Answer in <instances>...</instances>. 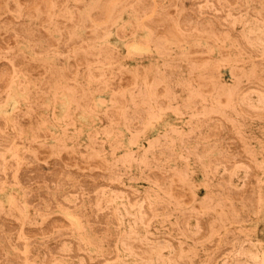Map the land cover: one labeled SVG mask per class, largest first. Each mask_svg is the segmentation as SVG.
<instances>
[{"label":"rangeland","instance_id":"1","mask_svg":"<svg viewBox=\"0 0 264 264\" xmlns=\"http://www.w3.org/2000/svg\"><path fill=\"white\" fill-rule=\"evenodd\" d=\"M0 106V264H264V0H0Z\"/></svg>","mask_w":264,"mask_h":264},{"label":"bare ground","instance_id":"2","mask_svg":"<svg viewBox=\"0 0 264 264\" xmlns=\"http://www.w3.org/2000/svg\"><path fill=\"white\" fill-rule=\"evenodd\" d=\"M68 1H69V0H68ZM18 2H19V1H18ZM78 9H79V8H78ZM152 12H153V11H152ZM151 14H153V13H151ZM160 14H161V13H160ZM234 15H235V14H234ZM151 16H152V15H151ZM252 16H253V15H252ZM149 17H150V15H149ZM86 20H87V19H86ZM86 20H85V21H86ZM142 20H143V19H142ZM180 21H181V20H180ZM89 22H90V21H89ZM200 22H201V21H200ZM104 24H105V23H104ZM144 32H145V31H144ZM53 33H54V32H53ZM129 34H130V33H129ZM104 35H105V34H104ZM143 35H145V34H143ZM100 41H101V40H100ZM139 41H140V40H139ZM231 42H232V41H231ZM157 45H158V44H157ZM141 46H142V45H141ZM65 47H66V46H65ZM127 47H128V46H127ZM128 48H129V47H128ZM155 48H156V47H155ZM180 49H181V48H180ZM134 50H136V49H133V51H134ZM138 50H139V48H138ZM142 50H143V49H142ZM142 50H140V51H142ZM147 50H149V49H147ZM150 50H151V49H150ZM129 51H130V49H129ZM136 51H137V50H136ZM136 51H134V52H136ZM186 51H187V50H186ZM138 52H139V51H137V53H138ZM144 52H147V51L144 50ZM150 52H152V51H150ZM141 53H142V52H141ZM78 54H79V53H78ZM88 54H89V53H88ZM222 54H223V53H222ZM61 57H62V55H61ZM63 57H64V56H63ZM58 58H59V57H58ZM170 58H171V57H170ZM59 60H60V59H58L57 61H59ZM67 60H68V58H67ZM85 61H86V60H85ZM58 63H61V62H58ZM220 63H221V62H220ZM187 64H188V63H187ZM177 70H178V69H177ZM91 71H92V70H91ZM204 71H205V70H204ZM229 71H230V70H229ZM31 73H32V72H31ZM200 73H201V72H200ZM189 77H190V75H189ZM204 77H205V76H204ZM132 78H133V77H132ZM193 78H194V77H193ZM193 78H192V80H193ZM225 78H226V77H225ZM189 80H190V78H189ZM67 82H68V81H67ZM159 83H160V82H159ZM162 83H163V82H162ZM191 83H192V81H191ZM203 83H204V82H203ZM196 84H197V83H196ZM18 85H19V84H18ZM69 86H70V85H69ZM190 86H191V84H190ZM199 86H200V85H199ZM220 87H221V86H220ZM14 88H15V86H14ZM25 88H26V87H25ZM162 88H163V87H162ZM190 88H191V87H190ZM167 90H169V89H167ZM191 90H192V89H190V92H191ZM194 90H195V89H194ZM216 90H217V89H216ZM201 91H202V87H201ZM209 91H210V90H209ZM209 91H206V92H209ZM13 92H15V90H14ZM160 92H161V91H160ZM162 92H163V91H162ZM162 92H161V93H162ZM218 92H219V91H218ZM19 93H20V92H19ZM68 93H69V92H68ZM174 93H175V92H174ZM191 93H192V92H191ZM12 94H13V93H12ZM16 94H17V93H16ZM32 94H33V93H32ZM65 94H66V93H65ZM159 94H160V93H159ZM159 94H158V95H159ZM167 94H168V93H167ZM192 94H193V93H192ZM192 94H191V95H192ZM196 94H197V96H198V93H196ZM211 94H212V92H211ZM221 94H222V93H221ZM154 95H155V94H154ZM173 95H175V94H173ZM179 95H180V93H179ZM199 95H200V94H199ZM9 96L11 97L12 95H9ZM13 96H14V95H13ZM24 96H25V94H24ZM167 96H170V95H167ZM19 97H20V94H19ZM21 97H22V96H21ZM161 97H162V96H161ZM163 97H164V96H163ZM173 97H174V96H173ZM177 97H178V96H177ZM214 97H215V96H214ZM158 98H159V96H158ZM166 98H167V97L165 96V99H166ZM168 98H169V100H171L170 98H172V97H168ZM168 98H167V99H168ZM179 98H180V97H179ZM179 98H178V99H179ZM184 98H185V97H184ZM200 98H202L201 95H200ZM204 98H205V96L203 97V99H204ZM219 98H220V97H219ZM7 99H8L7 101H9V98H7ZM10 99H11V98H10ZM48 99H49V98H48ZM65 99H68V96H67V98L65 97ZM162 99H163V98H162ZM178 99H177V100H178ZM195 99H196V98H195ZM11 100H12V99H11ZM13 100H14V99H13ZM15 100H16V99H15ZM30 100H31V99H30ZM68 100H69V99H68ZM97 100H98V99L96 98V101H97ZM173 100H174V99H173ZM183 100H184V99H183ZM199 100H200V99H199ZM211 100H212V99H211V97H210V101H211ZM46 101H47V100H46ZM66 101H67V100H66ZM187 101H189V100H187ZM197 101H198V99H197ZM212 101H213V100H212ZM67 102H68V101H67ZM134 102H135V101H134ZM159 102H161V101L159 100ZM191 102H192V100H191ZM203 102H204V101H203ZM5 103H7V102H5ZM15 103H16V101H15ZM99 103H100V102H99ZM162 103H164V102L162 101L161 104H162ZM189 103H190V102H189ZM195 103H196V102H195ZM195 103L193 102V104H195ZM212 103H213V102H212ZM12 104H13V103H12ZM69 104H70V103H69ZM100 104H101V103H100ZM193 104H192V105H193ZM201 104H202V103H201ZM9 105H10V104H9ZM13 105H14V104H13ZM147 105H148V104H147ZM162 105H163V104H162ZM167 105H168V104H167ZM176 105H177V104H176ZM189 105H190V104H189ZM192 105H191V106H192ZM195 105H198V102H197ZM195 105H194V106H195ZM203 105H204V104H203ZM65 106H66V105H65ZM174 106H175V105H174ZM174 106H173L172 108L169 107V109H170V108H171V109L174 108V110H175V107H174ZM184 106H185V104H184ZM187 106H188V105H187ZM6 107H7V106H6ZM8 107H9V106H8ZM62 107H63V106H62ZM157 107H158V106H157ZM160 107H164V106H160ZM167 107H168V106H166V108H167ZM177 107H179V106H177ZM182 107H183V105H182ZM201 107H202L201 109H203V106H201ZM204 107H205V106H204ZM0 108H1V106H0ZM3 108H4V107H3ZM11 108H12V106H11ZM65 108H66V107H65ZM65 108H64V109H65ZM185 108H186V106H185ZM207 108H208V107H206V110H207ZM212 108H213V107H212ZM62 109H63V108H62ZM167 109H168V108H167ZM167 109H166V110H167ZM176 109H178V108H176ZM188 109H189V108H188ZM193 109H194V107H193ZM195 109H196V108H195ZM201 109H200V110H201ZM204 109H205V108H204ZM0 110H1V109H0ZM66 110H67V109H66ZM66 110H65V111H66ZM161 110H162V109H161ZM206 110H204V111H206ZM209 110H210V109H209ZM10 111H11V110H10ZM65 111H63V112H65ZM108 111H109V110H108ZM175 111H176V110H175ZM178 111H179V110H178ZM197 111H198V110H197ZM197 111H196V112H197ZM204 111H203V112H204ZM212 111H213V110H212ZM243 111H244V110H243ZM2 112H3V111H2ZM176 112H177V111H176ZM180 112H181V111H179V113H180ZM198 112H199V111H198ZM0 113H1V112H0ZM153 113H154V112H152V114H153ZM194 113H195V112H194ZM194 113H193V114H194ZM3 114H5V113L3 112ZM10 114H11V113H10ZM58 114H60L59 116H61V112H60V110H59V113H58ZM149 114H150V113H149ZM181 114H182V113H181ZM183 114H184V113H183ZM189 114H190V113H189ZM196 114H200V112H199V113H196ZM201 114H202V112H201ZM201 114H200V115H201ZM7 115H8V114H7ZM80 115H81V114H80ZM89 115H90V114H89ZM153 115H154V114H153ZM153 115H152V116H153ZM187 115H188V114H187ZM206 115H208V114H206ZM206 115H205V117H206ZM78 116H79V115H78ZM154 116H155V115H154ZM193 116L195 117L196 115H193ZM197 116H199V115H197ZM202 116H203V115H202ZM4 117H5V116H4ZM149 117H150V116H149ZM96 118H97V117H96ZM211 118H212V117H211ZM78 119H79V118H78ZM154 119H155V118H154ZM214 119H215V118H214ZM214 119H213V120H214ZM216 119H217V118H216ZM216 119H215V120H216ZM190 120H191V119H190ZM202 120H203V119H202ZM208 120H209V119H208ZM208 120H207V122H208ZM0 121H1V120H0ZM143 121H144V120H143ZM191 121H192V120H191ZM124 122H125V121H124ZM188 122H189V121H188ZM188 122H187V123H188ZM199 122H200V121H199ZM209 122H210V120H209ZM211 122H213V121L211 120ZM85 123H86V122H85ZM146 123H147V122H146ZM187 123H185V124H187ZM134 124H135V123H134ZM168 124H169V123H168ZM195 124H196V123H195ZM201 124H202V122H201ZM203 124H204V122H203ZM209 124H210V123H209ZM0 125H1V124H0ZM152 125H153V124H152ZM187 125H188V124H187ZM205 125L209 126L208 124H205ZM216 125H217V124H216ZM2 126H3V125H2ZM202 126H203V125H200L201 128H204V127H202ZM196 127H197V125H196ZM198 127H199V126H198ZM209 127H210V126H209ZM16 128H17V127H16ZM187 129H188V128H187ZM189 129H191V128H189ZM127 130H128V129H127ZM142 130H143V129H142ZM166 130H167V129H166ZM178 130H179V129H178ZM178 130H177V132H178ZM197 130H198V129H197ZM210 130H211V129H210ZM212 130H213V129H212ZM212 130H211V131H212ZM171 131H172V130H171ZM173 131H175V130H173ZM173 131H172V132H173ZM188 131H192V130H188ZM198 131H199V130H198ZM202 131H203V130H202ZM141 132H142V131H141ZM177 132H176V133H177ZM180 132H181V131H180ZM180 132H178L176 135H178ZM200 132H201V131H200ZM204 132H205V131H204ZM40 133H41V132H40ZM96 133H97V132H96ZM133 133H134V132H133ZM194 133H195V132H194ZM198 133H199V132H198ZM207 133H208L209 135L211 134V132H210V133L207 132ZM216 133H217V132H216ZM10 134H11V133H10ZM13 134H14V133H13ZM140 134H141V133H140ZM199 134H201V133H199ZM212 134H213V132H212ZM214 134H215V133H214ZM238 134H239V133H238ZM41 135H42V134H41ZM95 135H96V134H95ZM186 135H187V133H186ZM206 135H207V134H203V136H201V139H205L204 136H206ZM209 135H208V136H209ZM215 135H216V134H215ZM184 136H185V135H184ZM213 136H214V135H213ZM85 137H86V136H85ZM182 137H183V136H182ZM199 137H200V136H197L196 138L199 139ZM202 137H203V138H202ZM206 137H207V136H206ZM211 137H212V135H211ZM112 138H113V137H112ZM165 138H166V135H165ZM188 138H189V136H188ZM190 138H191V137H190ZM190 138H189V139H190ZM193 138H194V137H193ZM157 139H158V137H157ZM157 139H156L155 141H156V143H159V140L157 141ZM179 139H180V138H179ZM185 139H187V137H185ZM185 139H183V140H185ZM194 139H195V138H194ZM194 139H193V140H194ZM47 140H48V139H47ZM173 140H174V139H172V142H175V141H173ZM183 140H182V138H181L180 141H183ZM229 140H230V139H229ZM118 141H119V140H118ZM168 141H169V140H168ZM180 141H179V142H180ZM186 141H187V140H186ZM188 141H190V140H188ZM195 141H196V140H195ZM213 141H214V140H213ZM16 142H17V141H16ZM104 142H105V141H104ZM184 142H185V141H184ZM193 142H194V141H193ZM196 142H197V141H196ZM20 143H21V142H20ZM96 143H98V142H96ZM101 143H102V142H101ZM149 143H151V142H149ZM168 143H169V142H168ZM123 144H124V143H123ZM128 144H129V143H128ZM181 144H182V142H181ZM185 144H186V143H185ZM197 144H198V143H197ZM200 144H202V143H200ZM221 144H222V143H221ZM186 145H187V144H186ZM190 145H191V144H190ZM198 145H199V144H198ZM252 145H253V144H252ZM110 146H111V145H110ZM128 146H129V145H128ZM152 146H154V145H152ZM184 146H185V145H184ZM205 146H206V145H205ZM11 147H12V146H11ZM40 147H41V146H40ZM171 147H172V146H171ZM179 147H180V145H179ZM194 147H197V146H194ZM194 147H193L192 149H194L193 151L195 152V151L198 149V147H197V149H195ZM114 148H115V146H114ZM148 148H149V147H148ZM166 148H167V147H166ZM166 148H165V149H166ZM168 148H169V147H168ZM168 148H167V149H168ZM230 148H231V147H230ZM157 149H158V148H157ZM185 149H186V148H185ZM147 150H149V149H147ZM168 150H169V151H168ZM168 150H167V152L169 153L170 150H173V149H168ZM182 150H183V149H182ZM226 150H227V149H226ZM25 151H26V150H25ZM163 151H165V150H163ZM32 152H33V151H32ZM34 152H35V151H34ZM37 152H38V151H37ZM37 152H35V153H37ZM89 152H90V151H89ZM100 152H101V151H100ZM113 152H114V151H113ZM148 152H149V151H148ZM153 152H154V151H153ZM188 152H189V151H187V154H189ZM35 153H32V155H34ZM195 153H196V152H195ZM219 153H220V151H219ZM234 153H236V152H234ZM8 154H9V153H8ZM148 154H149V153H148ZM148 154H147V155H148ZM169 154H170V153H169ZM181 154H182V153H181ZM203 154H204V153H203ZM237 154H241V153L237 152ZM249 154H250V153H249ZM152 155L154 156L155 154H152ZM156 155H157V154H156ZM156 155H155V160H157ZM162 155H163V154H162ZM170 155H172V154H170ZM173 155H174V154H173ZM179 155H180V154H179ZM35 156H36V154H35ZM167 156H168V155H167ZM238 156H239V155H238ZM250 156H251V155H250ZM33 157H34V156H33ZM36 157H37V156H36ZM48 157H49V155H48ZM179 157H180V156H178V158H179ZM199 157H200V156H199ZM213 157H214V156H213ZM26 158H27V157H26ZM164 158H166V157H164ZM182 158H183V157H182ZM196 158H197V157H196ZM223 158H224V157H223ZM223 158H222V160H223ZM231 158H232V157H231ZM234 158H235V157H234ZM34 159H35V158H34ZM36 159H37V158H36ZM103 159H104V158H103ZM166 159H167V158H166ZM179 159H181V158H179ZM184 159H185V157H184ZM189 159H190V158H189ZM197 159H198V158H197ZM200 159H201V158H200ZM207 159H208V158H207ZM219 159H220V158H219ZM249 159H250V158H249ZM27 160H29V159H27ZM37 160H38V159H37ZM40 160H41V159H40ZM133 160H134V159H133ZM135 160H136V159H135ZM198 160H199V159H198ZM202 160H203V158H202L201 160H199V161H202ZM215 160H216V159H215ZM215 160H214V161H215ZM243 160H244V159H243ZM29 161H30V160H29ZM38 161H39V160H38ZM164 161H165V160H164ZM184 161H186V159H185ZM212 161H213V160H212ZM214 161H213V162H214ZM239 161L241 162L240 159H239ZM153 162H154V166H155V161L153 160ZM157 162H158V161H157ZM174 162H176V161H174ZM207 162H208V161H207ZM209 162H210V160H209ZM219 162H221V161H219ZM236 162H237V161H236ZM236 162H235V163H236ZM20 163H21V162H20ZM38 163H39V162H38ZM210 163H211V162H210ZM224 163H226V160H225ZM224 163L222 162V165H223ZM237 163H238V162H237ZM15 164H16V163H15ZM40 164H41V163H40ZM146 164H148V163H146ZM218 164H219V166H220V163H218ZM218 164L216 163V165H218ZM226 164H227V163H226ZM226 164H225V165H226ZM245 164H246V163H245ZM148 165H150V164H148ZM148 165H147V166H148ZM157 165H158V164H157ZM39 166H40V165H39ZM47 166H48V165H47ZM173 166L175 167V165H173ZM201 166H202V165H201ZM204 166H205V165H204ZM204 166H203V167H204ZM212 166H213V165H212ZM219 166H218V167H219ZM228 166H229V165H228ZM230 166H232V165H230ZM230 166H229V167H230ZM23 167H24V166H23ZM33 167H34V166H33ZM40 167H42V165H41ZM48 167H49V166H48ZM145 167H146V166H145ZM150 167H151V166H150ZM174 167H172V168H174ZM30 168H31V167H30ZM30 168H29V169H30ZM78 168H79V167H78ZM148 168H149V167H148ZM156 168H157V167H156ZM184 168H185V167H184ZM225 168H226V167H224V169H225ZM227 168H228V167H227ZM235 168H236V167H235ZM31 169H32V168H31ZM49 169H50V167H49ZM49 169H48V170H49ZM151 169H152V168H151ZM157 169H158V168H157ZM212 169L214 170L215 167L212 168ZM23 170H24V168H23ZM25 170H26V169H25ZM44 170H45V169H44ZM161 170H162V169H161ZM167 170H168V169H167ZM180 170H182V169H180ZM186 170H187V167H186ZM215 170H216V169H215ZM225 170H227V169H225ZM250 170H251V169H250ZM20 171H21V170H20ZM87 171H88V170H87ZM143 171H144V169L142 170V172H143ZM170 171H171V170H169V172H170ZM177 171H178V170H177ZM125 172H126V171H125ZM125 172H124V173H125ZM142 172H141V173H142ZM149 172L151 173V170H149ZM165 172H166V171H165ZM183 172H184V169H183ZM186 172H187V171H186ZM190 172H191V171H190ZM193 172H194V171H193ZM217 172H218V171H217ZM223 172H224V170H223ZM235 172H236V169H235ZM251 172H252V171H251ZM41 173H42V172H41ZM112 173H113V172H112ZM146 173H148V172H146ZM156 173L159 174V171L156 172ZM156 173H155V174H156ZM173 173H175L174 170H173ZM205 173H206V172H205ZM205 173H204V174H205ZM213 173H214V172H213ZM48 174H49V173H48ZM152 174H153V171H152ZM180 174L183 175L182 173H180ZM190 174H191V173H190ZM221 174H222V173H221ZM228 174H230V173H228ZM228 174L225 173V174H223V176H224V175L227 176ZM142 175H143V174H142ZM149 175H150V174H149ZM149 175H147V176L149 177V181H148V182H150V178H151V176H149ZM153 175H154V174H153ZM171 175H172V173H171ZM177 175H178V174H177ZM186 175H187V173L185 174V176H186ZM206 175H207V174H206ZM206 175H205V176H206ZM249 175H250V174H249ZM109 176H110V175H109ZM160 176H161V175H160ZM160 176H159V177H160ZM164 176H165V174H164ZM172 176H173V175H172ZM183 176H184V175H183ZM185 176H184V178H185ZM152 177H153V176H152ZM156 177H157V176H156ZM168 177H169V176H168ZM207 177H209V176L207 175L206 178H207ZM217 177H220V176H217ZM134 178H135V177H134ZM141 178H142V177H141ZM154 178H155V177H154ZM162 178H164V177H162ZM166 178H167V176H166ZM178 178H179V177H178ZM221 178H222V177H221ZM257 178H258V177H257ZM2 179H3V178H2ZM18 179H20V178H18ZM21 179H22V178H21ZM64 179H65V178H64ZM129 179H130V178H129ZM142 179H143V178H142ZM152 179H153V178H152ZM157 179H158V178H157ZM180 179H181V177H180ZM211 179H212V178H211ZM211 179H210V180H211ZM217 179H218V178H217ZM219 179H220V178H219ZM41 180H42V179H41ZM154 180H156V178H155ZM160 180H161V179H160ZM165 180H166V179H165ZM168 180H169V179H168ZM225 180L227 181V178H226ZM8 181H9V180H8ZM146 181H147V179H146ZM162 181H163V180H162ZM175 181H176V180H175ZM178 181H179V180H178ZM222 181H223V180H222ZM252 181H253V180H252ZM12 182H13V181H12ZM20 182H21V181H20ZM152 182H153V181H152ZM152 182H151V183H152ZM165 182H166V181H165ZM201 182H202V181H201ZM153 183H154V182H153ZM248 183H250V182H248ZM251 183H252V182H251ZM253 183H254L255 186H256V183H255V182H253ZM97 184H98V183H97ZM154 184H155V183H154ZM156 184H158V183H156ZM195 184H196V183H195ZM226 184H227V183H226ZM159 185H161V184H159ZM159 185H158V186H159ZM186 185H187V184H185V186H186ZM192 185H193V184H192ZM216 185H217V183H216ZM221 185H222V184H221ZM229 185H230V184H229ZM241 185H242V184H241ZM24 186H25V185H24ZM161 186H162V185H161ZM174 186H175V185H174ZM176 186H177V185H176ZM185 186H184V187H185ZM207 186H208V185H207ZM226 186H227L226 188L231 189L228 185H226ZM181 187H182V185H181ZM222 187H223V186H222ZM99 188H100V187H99ZM114 188H115V187H114ZM186 188H187V186H186ZM208 188H210V187H208ZM212 188H213V187H212ZM61 189H62V188H61ZM95 189H96V187H95ZM151 189H152V188H151ZM161 189H162V188H161ZM184 189H185V188H184ZM184 189H183V190H184ZM240 189H241V188H240ZM11 190H12V189H11ZM96 190H97V189H96ZM130 190H132V189H130ZM149 190H150V188H149ZM149 190H147V192H148ZM176 190H177V189H176ZM188 190H189V189H188ZM231 190H232V189H231ZM70 191H71V190H70ZM112 191H114V190H112ZM150 191H151V190H150ZM189 191H190V190H189ZM0 192H1V191H0ZM92 192H93V191H92ZM138 192H139V191H138ZM182 192H183V191H182ZM232 192H233V190L231 191V193H232ZM237 192H238V191H237ZM256 192H258V191H256ZM150 193H151V192H150ZM155 193H156V192H154V194H155ZM185 193H186V192H185ZM227 193H228V192H227ZM130 194H132V192H131ZM148 194H149V193H148ZM222 194H223V193H222ZM132 196H133V194H132ZM149 196H150V194H149ZM175 196H176V193H175ZM178 196H179V194H178ZM231 196H232V194H231ZM116 197H117V196H116ZM136 197H137V196H136ZM153 197H154V196H153ZM182 197H183V196H182ZM182 197H181V199H182ZM247 197H248V196H247ZM117 198H118V197H117ZM119 198H120V197H119ZM139 198H140V196H139ZM204 198H205V197H204ZM178 199H179V198H178ZM185 199H186V198H185ZM187 199H188V198H187ZM236 199H237V198H236ZM246 199H247V198H246ZM8 200L11 201V199H8ZM137 200H138V199H137ZM145 200H146V199H145ZM153 200H155V199H153ZM157 200H158V199H157ZM159 200L162 201L161 199H159ZM159 200H158V201H159ZM205 200H206V199H205ZM9 201H8V202H9ZM13 201H14V200H13ZM79 201H80V200H79ZM130 201H131V199H130ZM163 201H164V200H163ZM179 201H180V200H179ZM202 201H203V200H202ZM209 201H211V200H209ZM209 201H204V204H205L206 202L208 203ZM214 201H215V200H214ZM216 201H217V200H216ZM142 202H143V201H142ZM164 202L166 203V201H164ZM177 202H178V201H177ZM185 202H186V201H185ZM199 202H201V201H199ZM6 203H7V202H6ZM13 203H14V202H13ZM62 203H63V202H62ZM131 203H132V202H131ZM140 203H141V202H140ZM146 203H147V200L145 201V204H146ZM209 203L211 204V202H209ZM209 203H208V204H209ZM9 204H11V203H9ZM135 204H136V203H135ZM168 204H169V203H168ZM202 204H203V203H202ZM214 204H215V203H214ZM7 205H8V204H7ZM128 205H129V204H128ZM142 205H143V204H142ZM148 205H150V203H149ZM152 205H153V204H152ZM152 205H151V206H152ZM159 205H161V204H159ZM159 205L157 204L156 207L159 206ZM185 205H186V204H185ZM35 206H36V205H35ZM134 206H135V205H134ZM144 206H145V205H144ZM168 206H169V205H168ZM203 206H204V205H203ZM205 206H206V205H205ZM73 207H74V206H73ZM73 207H72V208H73ZM121 207H122V206H121ZM137 207H138V206H137ZM145 207L147 208V205H146ZM160 207H162V206H160ZM253 207H254V206H253ZM253 207H252V208H253ZM257 207H258V206H257ZM153 208H154V207H153ZM158 208H159V207H158ZM225 208H226V207H225ZM252 208H251V209H252ZM122 209H123V208H122ZM130 209H132V208L130 207ZM141 209H142V208H141ZM159 209H161V208H159ZM162 209H163V208H162ZM202 209H203V207H202ZM139 210H140V208H139ZM144 210H146V209H143V211H142V210H141V211L144 212ZM164 210H166V209L164 208ZM167 210H168V208H167ZM92 211H93V209H92ZM155 211H156V210H155ZM155 211H154V212H155ZM159 211H160V210H159ZM215 211H217V210H215ZM218 211H219V210H218ZM83 212H84V211H83ZM142 212H141V213H142ZM162 212H163V211H162ZM58 213H59V212H58ZM138 213H140V212H138ZM150 213H151V212H150ZM150 213H149V214H150ZM163 213H164V212H163ZM167 213H168V212H167ZM199 213H200V212H199ZM205 213H206V212H205ZM60 214H61V213H60ZM67 214H70V213H67ZM142 214H143V215H146V212H145V214H144V213H142ZM142 214H141V215H142ZM169 214H170V213H169ZM169 214H167V216H168ZM183 214H184V213H183ZM186 214H187V213H186ZM192 214H193V213H192ZM255 214H256V213H255ZM62 215H63V214H62ZM154 215H155V213H154ZM156 215H157V214H156ZM165 215H166V214H165ZM165 215H164V216H165ZM187 215H188V214H187ZM187 215H185V216H187ZM209 215H211V214H209ZM215 215H216V214H215ZM67 216H68V215H67ZM67 216H65V218H66ZM131 216H133V215H131ZM167 216H166V217H167ZM190 216H191V215H190ZM190 216H189V217H190ZM197 216H198V215H197ZM139 217H141V216H139ZM147 217H148V215H147ZM152 217H153V215H152ZM162 217H163V216H162ZM194 217H195V216H194ZM194 217H193V218H194ZM244 217H245V216H244ZM70 218H71V217H70ZM70 218L67 217V219H70ZM131 218H132V217H131ZM143 218H144V217H143ZM150 218H151V217H150ZM150 218H147V219L149 220ZM176 218H177V217H176ZM197 218H199V217H197ZM200 218H201V217H200ZM141 219H142V218H141ZM144 219H146V217H145ZM181 219H182V218H181ZM184 219H185V218H184ZM187 219H188V218H187ZM190 219H191V217H190ZM245 219H246V217H245ZM72 220H73V219H72ZM75 220L77 221V219H75ZM92 220H93V219H92ZM139 220H140V218H139ZM139 220H138V221H139ZM152 220H153V219H152ZM196 220H197V219H196ZM209 220H210V219H209ZM76 221H75V222H76ZM132 221H133V220H132ZM134 221H135V220H134ZM140 221H141V220H140ZM150 221H151V220H150ZM177 221H178V220H177ZM177 221H176V222H177ZM202 221H203V220H202ZM202 221H201V219H200V222H202ZM71 222H72V221H71ZM136 222H137V221H135V222H133V223L135 224ZM142 222H143V221H141V223H142ZM146 222H147V220L145 221V223H146ZM178 222H179V221H178ZM184 222H185V224H186V221H184ZM198 222H199V220H198ZM204 222H205V221H204ZM73 223H74V222H73ZM78 223H79V222L77 221V224H78ZM149 223H150V222H149ZM170 223H171V222H169V224H170ZM181 223L183 224L182 221H181ZM48 224H49V223H48ZM60 224H61V223H60ZM75 224H76V223H75ZM171 224H172V223H171ZM202 224H203V223H202ZM90 225H91V224H90ZM104 225H105V224H104ZM140 225H141V224H140ZM140 225H139V226H140ZM173 225H174V224H173ZM179 225H180V224H178V227H179ZM183 225H184V224H183ZM199 225H200V223H199ZM57 226H58V225H57ZM62 226H63V225H62ZM68 226H69V224H68ZM77 226H78V225H77ZM79 226H80V225H79ZM79 226H78V227H79ZM174 226H176V225H174ZM180 226H181V225H180ZM13 227H14V226H13ZM75 227H76V226H75ZM102 227H103V226H102ZM159 227H160V226H159ZM183 227H184V226H183ZM185 227H186V226H185ZM185 227H184V228H185ZM201 227H202V226H201ZM205 227H206V226H204V228H205ZM14 228H15V227H14ZM171 228H172V225H171ZM179 228H180V227H179ZM199 228H200V226H199ZM255 228H256V227H255ZM115 229H117V228H115ZM144 229H146V228H144ZM147 229H148V228H147ZM147 229H146V230H147ZM35 230H36V229H35ZM78 230H79V229H78ZM84 230H85V229H84ZM155 230H156V229H155ZM183 230H186V228H185V229H182L181 231H183ZM200 230H201V229H200ZM208 230H209V229H207V231H208ZM14 231H15V230H14ZM24 231H25V229H24ZM26 231H27V230H26ZM80 231H81V230H80ZM93 231H94V230H93ZM171 231L173 232V230H171ZM179 231H180V230H179ZM187 231H188V228H187ZM197 231H198V230H197ZM202 231H204V230H202ZM202 231H201V232H202ZM6 232H7V231H6ZM94 232H95V231H94ZM94 232H93V234H94ZM157 232H158V231H157ZM167 232H168V230H167ZM172 232H171V233H172ZM176 232H177V231H176ZM195 232H196V231H195ZM208 232H209V231H208ZM34 233H35V232H33V234H34ZM37 233H38V232H37ZM158 233H159V232H158ZM173 233H174V232H173ZM186 233H187V232H186ZM197 233H198V232H197ZM199 233H200V232H199ZM205 233H206V232H205ZM205 233H204V234H205ZM26 234H27V233H26ZM33 234H32V235H33ZM35 234H36V233H35ZM131 234H132V232H131ZM166 234H167V233H166ZM177 234H178V233H177ZM177 234H174V235H177ZM183 234H184V232H183ZM206 234L208 235V233H206ZM206 234H205V235H206ZM228 234H229V233H228ZM36 235H37V234H36ZM87 235H88V234H87ZM97 235H98V234H97ZM167 235H168V234H167ZM184 235L187 236V238H188V235H187V234H184ZM190 235H192V234H190ZM37 236H38V235H37ZM98 236H99V235H98ZM130 236H131V235H130ZM130 236H129V237H130ZM149 236H150V235H149ZM169 236H172V235L169 234ZM178 236H179V235H178ZM199 236H201V233H200ZM199 236H196L195 239H196L197 237L200 238ZM202 236H203V233H202ZM202 236H201V237H202ZM29 237H30V236H29ZM40 237H41V235H40ZM153 237H154V236H153ZM158 237H159V236H158ZM165 237H168V236H165ZM174 237H175V236H174ZM190 237H192V236H189V238H190ZM31 238H32V236H31ZM95 238H96V237H95ZM97 238H98V237H97ZM114 238H115V237H114ZM130 238H131V237H130ZM139 238H141V237H139ZM170 238H171V237H170ZM183 238H184V237H183ZM189 238H188V239H189ZM198 238H197V239H198ZM54 239H55V238H54ZM115 239H116V238H115ZM135 239H136V238H135ZM135 239H134V240H135ZM148 239H149V238H148ZM154 239H155V238H154ZM157 239H158V238H157ZM159 239H160V238H159ZM159 239H158V241H159ZM162 239H163V238H162ZM172 239H173V238H172ZM31 240H32V239H31ZM149 240H150V239H149ZM165 240H166V239H165ZM170 240H171V239H170ZM170 240H168V241H170ZM190 240H192V239H190ZM193 240H194V238H193ZM198 240H199V239H198ZM126 241H127V240H126ZM129 241H130V240H129ZM153 241H154V240L152 239V243H153ZM61 242H62V241H61ZM123 242H124V241H123ZM135 242H136V241H135ZM140 242H141V241H140ZM142 242H143V241H142ZM164 242H165V241H164ZM166 242H167V241H166ZM171 242H173V240H172ZM195 242H196V241H195ZM261 242H262V241H261ZM107 243H108V241H107ZM129 243H131V242H129ZM129 243H128V244H129ZM132 243H134V242H132ZM143 243H144V242H143ZM158 243H159V242H158ZM97 244H98V243H97ZM128 244H127V242H126V244L124 243V245H127V247L129 246ZM136 244H137V243H136ZM136 244H135V245H136ZM215 244H216V243H215ZM215 244H214V245H215ZM20 245H21V244H20ZM52 245H53V244H52ZM60 245H61V244H60ZM80 245H81V244H80ZM110 245H112V243H110ZM124 245H123V247H126V246H124ZM138 245H139V243H138L136 246H138ZM147 245H149V244H147ZM150 245H152V244H150ZM155 245L157 246V244H155ZM155 245L153 244V247H156ZM159 245H160V244H159ZM165 245L168 246V245H170V244H167V243H166ZM214 245H213V246H214ZM13 246H14V245H13ZM121 246H122V245H121ZM136 246H135V247H136ZM144 246H146V243H145ZM177 246H178V245H177ZM177 246H176V247H177ZM73 247H74V246H73ZM135 247H134V245H133V248H132V246H131L132 249H134ZM147 247H148V246H147ZM153 247H152V250H153ZM168 247H169V246H168ZM174 247H175V246L173 245V248H174ZM204 247H205V246H204ZM19 248H20V247H19ZM49 248H50V247H49ZM61 248H62V246H61ZM93 248H94V247H93ZM112 248H113V247H112ZM121 248H122V247H121ZM138 248L142 250L141 246H138ZM138 248H137V249H138ZM144 248H145V247H144ZM149 248H150V247H149ZM157 248H158V247H157ZM50 249H51V248H50ZM71 249H72V248H71ZM89 249H90V248H89ZM123 249H124V248H123ZM129 249H130V247H129ZM132 249H131V250H132ZM155 249H156V248H155ZM155 249H154V251H152V253L155 252V253H158V254H159V252H157L158 249H156V251H155ZM159 249H161V248H159ZM162 249H163V248H162ZM162 249H161V250H162ZM167 249H168V248H167ZM178 249H179V248H177V249L175 248V250H178ZM182 249H183V248H182ZM185 249L187 250V248H184V251H186ZM208 249L210 250V247H209ZM208 249H207V247H206V250H208ZM52 250H53V249H52ZM73 250H74V249H73ZM126 250H128V249H126ZM147 250H148V249H147ZM164 250H166V249H163L162 251H164ZM169 250H170V249H169ZM173 250H174V249H173ZM175 250H174V251H175ZM254 250H255V249H254ZM254 250H253V251H254ZM89 251H90V250H89ZM94 251H95V250H94ZM94 251H93V252H94ZM134 251H135V250H134ZM149 251L151 252V249H149ZM162 251H161V252H162ZM178 251H179V250H178ZM184 251H183V252H184ZM255 251H256V250H255ZM50 252H51V251H50ZM53 252H54V251H53ZM108 252H109V251H108ZM140 252H141V251H139V252H137V253H140ZM143 252H144V249H143ZM143 252H142V255H144V253H145V252H144V253H143ZM191 252H192V251H191ZM191 252H190V254H191ZM202 252H203V251H202ZM57 253H59V252H57ZM74 253H75V252H74ZM77 253H78V252H77ZM152 253H151V254H152ZM178 253H179V252H178ZM206 253H207V252H206ZM256 253H257V255H258V252H256ZM45 254H46V253H45ZM78 254H79V253H78ZM102 254H103V253H102ZM132 254H133V253H132ZM145 254H146V253H145ZM151 254H148V256H150V257L152 258L155 254H154L153 256H151ZM160 254H161V253H160ZM181 254H182V253H181ZM186 254H187V253H186ZM25 255H26V253H25ZM47 255H48V254H47ZM107 255H108V254H107ZM107 255H105V256H107ZM133 255H134V254H133ZM137 255H138V257H139V254H137ZM177 255H179V254H177ZM255 255H256V254H255ZM65 256H66V255H65ZM69 256H70V255H69ZM72 256H74V255L72 254ZM108 256H109V255H108ZM161 256H162V255H161ZM180 256H181V255H180ZM180 256H179V259H180ZM183 256H184V255H183ZM192 256H193V254H192ZM63 257H64V256H63ZM76 257H77V256H76ZM82 257H83V256H82ZM103 257H104V256H103ZM155 257H157V254H156ZM169 257H170V255H169ZM173 257H174V255H173ZM176 257H177V256H176ZM21 258H22V257H21ZM45 258H46V257H45ZM47 258H48V257H47ZM47 258H46V259H47ZM70 258H73V257H70ZM84 258H85V257H84ZM87 258H88V257H87ZM104 258H105V257H104ZM140 258H142V256H141ZM167 258H168V257H167ZM186 258H187V256H186ZM195 258H196V257H195ZM219 258H220V257H219ZM239 258H240V257H239ZM249 258H250V257H249ZM105 259H106V258H105ZM112 259H113V258H112ZM169 259H170V258H168L167 260H169ZM175 259H176V258H175ZM175 259H174V260H175ZM183 259L185 260L184 257H183ZM183 259H180V261L183 260ZM211 259H212V258H211ZM20 260H21V259H20ZM97 260H98V259H97ZM97 260H96V261H97ZM145 260H146V259H145ZM158 260H159V259H158ZM171 260L174 261L173 259H171ZM218 260H219V259H218ZM0 261H1V260H0ZM45 261H46V260H45ZM90 261H91V260H90ZM102 261H103V259H102ZM175 261H179V260L177 259V260H175ZM175 261H174V262H175ZM186 261L188 262L189 260H185V262H186ZM191 261H192V260H191ZM85 262H86V261H85ZM115 262H116V261H115ZM141 262H142V261H141ZM151 262H152V261H151ZM183 262H184V261H183ZM185 262H184V263H185ZM187 262H186V263H187ZM189 262H190V261H189ZM86 263H87V262H86ZM88 263H89V261H88ZM112 263H113V262H112ZM178 263H179V262H178ZM213 263H214V262H213ZM19 264H20V263H19ZM30 264H31V263H30ZM43 264H44V262H43ZM81 264H83L82 261H81ZM98 264H99V263H98ZM100 264H101V262H100ZM160 264H161V263H160ZM170 264H172L171 261H170ZM174 264H176V263H174ZM179 264H180V263H179ZM187 264H188V263H187ZM190 264H192V263H190ZM208 264H209V263H208ZM210 264H211V263H210Z\"/></svg>","mask_w":264,"mask_h":264}]
</instances>
